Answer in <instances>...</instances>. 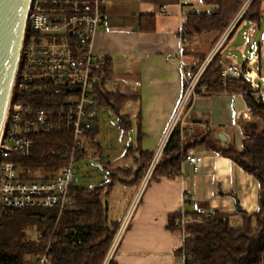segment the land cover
<instances>
[{"label":"crops","instance_id":"crops-1","mask_svg":"<svg viewBox=\"0 0 264 264\" xmlns=\"http://www.w3.org/2000/svg\"><path fill=\"white\" fill-rule=\"evenodd\" d=\"M177 3L178 0H113V7L107 10L95 37L94 53L112 64L107 91L130 97L121 108L124 115H120L119 121L122 116L126 118L129 132H134L133 145L113 169H138L140 164L136 160L141 152L153 155L150 168L169 138L171 124L183 98L186 88L183 73L198 68L221 40H216L215 34H205L184 43L182 25L185 16L192 9L196 10L197 4H205L202 0H192V6L180 9ZM205 7L208 12L209 7ZM150 16L156 23L153 32L145 30V23L141 25L143 17ZM242 26L248 38L245 44L234 47L239 50L237 52H223ZM234 29L219 52L221 59L226 64H235L241 71L253 62V76L264 91V3L259 24L244 22ZM261 97L264 99V95ZM132 117L137 122L136 127L132 126ZM181 121L185 128L214 131L218 139L222 134L227 142L219 141L233 144L239 151L248 137L242 126L260 124L251 117L242 95L226 93L197 95ZM98 126L99 119L96 127L99 136ZM195 150L204 158L199 173L182 163L179 174L151 179L144 190L145 177L138 184L119 182L137 188L134 197H128L124 204L121 219L112 221L122 225L127 218L130 219L128 230L110 264H184L183 259L176 256V251L184 244L182 235L170 228L171 220L179 214H189L191 219L193 214L202 210L212 214L218 212L228 216L232 226L242 227L245 216L258 213V182L221 154L203 146ZM92 154L96 156L93 151ZM133 180L134 177L129 179ZM106 205L110 210L109 204Z\"/></svg>","mask_w":264,"mask_h":264},{"label":"trees","instance_id":"trees-1","mask_svg":"<svg viewBox=\"0 0 264 264\" xmlns=\"http://www.w3.org/2000/svg\"><path fill=\"white\" fill-rule=\"evenodd\" d=\"M203 2L209 7L208 12L185 16L182 25L184 43L205 34H215L216 40L219 41L238 18L240 19L236 27L244 22L259 24L262 18L264 0H203ZM143 18L141 25L145 23V30L153 32L156 28L154 18L152 16ZM220 60L221 55L218 53L203 74L196 88L197 94L242 95L251 117L259 120L260 124L250 123L242 126L248 137L243 141L240 151L233 144H222L214 131L195 127L185 128L180 123L177 124L151 179L179 174L189 150L200 146L221 154L239 165L258 182V213L245 216L242 227L232 226L228 216L218 212H214L211 218L200 213L193 214L186 225V232L190 234V238L176 251V256L185 255L187 258L184 264H264V99L252 96L248 82L243 77L230 79L225 85L222 67L219 66ZM103 61L102 74L104 80H107L112 75V64L110 60ZM129 100L130 97L109 93L105 82L98 90L99 107L104 105L113 111L115 109L120 111ZM125 120L126 118L122 116L120 122L124 124ZM126 129L129 131L130 127L127 126ZM97 138L98 130L95 128L89 134V146L96 149L98 156H101ZM131 149L136 151L134 148ZM70 152L69 135L52 134L36 138L33 156L20 161L25 168V177L34 180L36 174L40 173L43 181L48 180L68 163V159L62 155ZM84 158L78 156L77 161ZM152 159V154L141 152L136 160L140 167L136 170L113 169L111 164H107L105 169L108 171L109 182L91 188L74 184L71 191L73 204L65 211L56 230L54 210H20L7 217L0 225V264H35L34 258L43 254L48 247L50 257L48 264H104L121 226L110 221L109 209L104 199L113 192L119 182L140 183ZM131 177H134L133 181H129ZM180 215L171 220L170 228L173 231L177 232L174 223ZM32 228L37 230L35 239L28 233Z\"/></svg>","mask_w":264,"mask_h":264},{"label":"built area","instance_id":"built-area-1","mask_svg":"<svg viewBox=\"0 0 264 264\" xmlns=\"http://www.w3.org/2000/svg\"><path fill=\"white\" fill-rule=\"evenodd\" d=\"M180 9L192 6V0H178ZM113 0H33L23 43L20 63L4 127L0 137V225L17 211L28 209L54 210L56 226L65 211L73 204L71 191L76 181L77 157L96 149L89 146V134L98 124V90L104 80V61L93 51L95 37L102 27ZM167 9L166 7L164 8ZM198 13L192 9L189 14ZM240 18L237 19V23ZM235 25L223 35L206 60L195 70L185 71L186 88L171 124L169 138L181 121L191 101L198 94L196 88L230 37ZM258 54L255 55V59ZM223 83L244 78L255 98L264 95L257 84L254 63L241 71L235 64L220 60ZM33 100V102H30ZM206 128V127H205ZM52 134L71 137V152L62 155L68 163L48 180L26 178L20 161L33 156L35 139ZM168 138V140H169ZM167 140V142H168ZM159 151L145 176L142 190L150 182L153 172L167 144ZM204 158L195 149L189 150L184 164L199 173ZM207 218L212 213L199 212ZM48 218V217H47ZM129 220L120 226L104 264H110L128 230ZM189 214L182 213L174 227L184 243L190 238L186 225ZM50 246V245H49ZM49 247L34 258L35 264H48ZM183 261L186 256L181 257Z\"/></svg>","mask_w":264,"mask_h":264},{"label":"rangeland","instance_id":"rangeland-1","mask_svg":"<svg viewBox=\"0 0 264 264\" xmlns=\"http://www.w3.org/2000/svg\"><path fill=\"white\" fill-rule=\"evenodd\" d=\"M203 2V0H202ZM203 4H205L203 2ZM206 5V4H205ZM205 5L197 4L196 11L198 13H205L207 8ZM209 11V10H208ZM237 25V20L231 25ZM234 27V28H235ZM230 29V28H229ZM246 29L241 28L235 33L232 44L230 41L223 48V52H237L239 50L234 49V47L245 44V40L248 38L244 34ZM237 37L239 40L237 41ZM250 41L251 38L249 37ZM236 42V43H235ZM260 43V37L257 40V45ZM224 47V45H223ZM251 46L249 45V52ZM120 115H124V110L122 109ZM99 116V136L97 141L101 144L103 148V153L101 156H93L92 151L88 152L84 159L77 161L74 168L76 174L75 186L79 187H96L101 185L103 182H109L107 176L108 171L105 169V165L111 163L113 168L117 167V164L122 157V155L129 149L133 144L132 134L134 132H129L126 127L127 124L121 125L119 121V116L110 107L101 105L98 110ZM132 126L136 127L137 122L132 117ZM97 151V150H96ZM42 174H36V177H41ZM137 187H131L128 185L118 183L111 195L105 197V205L108 203L110 206L109 218L111 221L120 220L122 214L124 213V204L128 201V197H134ZM107 202V203H106ZM128 206V205H127ZM127 208V207H126ZM28 233L32 239L37 237V230L35 228L29 229Z\"/></svg>","mask_w":264,"mask_h":264},{"label":"water","instance_id":"water-1","mask_svg":"<svg viewBox=\"0 0 264 264\" xmlns=\"http://www.w3.org/2000/svg\"><path fill=\"white\" fill-rule=\"evenodd\" d=\"M33 0H0V137L12 97ZM120 118L119 111L115 109ZM219 139L227 142L222 134Z\"/></svg>","mask_w":264,"mask_h":264}]
</instances>
